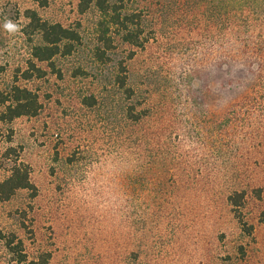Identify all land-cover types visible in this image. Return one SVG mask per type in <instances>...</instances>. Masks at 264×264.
<instances>
[{
    "label": "rangeland",
    "instance_id": "1",
    "mask_svg": "<svg viewBox=\"0 0 264 264\" xmlns=\"http://www.w3.org/2000/svg\"><path fill=\"white\" fill-rule=\"evenodd\" d=\"M108 1L141 17L145 45L133 48L118 38L111 61L100 64L94 57L100 19L95 4L81 13V0H48L45 8L34 0H0V96L17 85L37 94L42 105L36 117L11 124L0 121V182L18 161L30 168L37 188L36 196L22 192L13 203L0 204V229H12L13 218L27 209L31 212L27 224L34 233L21 236L29 256L45 249L52 252L53 264H264V223L260 224L264 203L251 195L252 188L264 189V164L255 161L264 151L240 147L233 156L239 162V176L214 183L207 196L192 192L190 202H175L174 217L167 221L172 230L164 231L162 237L144 235L142 256L135 263L131 241L140 233L133 222L141 216L148 220L150 203L142 198L129 200L146 188L148 158L141 144L120 146L125 137L142 141L148 130L156 131L164 123L173 124L170 130L178 129L173 136L178 142L180 124L186 122L190 147L185 151L196 150L199 141L206 145L210 136L221 140L223 144L216 145L224 149L218 152L209 144L207 152L232 154L241 139L239 97L233 98L239 88L233 80L239 76V64L228 76L213 65L216 57L211 46L222 29L220 18L231 9L239 11V0ZM28 9L79 32L81 42L73 54L55 59L61 75L42 64L45 78L24 79L32 48L39 42L37 37L31 41L25 32ZM121 64L127 68L128 86L136 92L134 103L153 112L143 125L131 127L127 122L131 101L116 85ZM90 96L98 101L95 107L83 101ZM226 121L234 124H223ZM229 134L230 147L224 143ZM160 138L169 139L163 133ZM9 150H15L11 157L6 155ZM242 157L253 158L249 171H242ZM231 188L249 192L248 212L257 226L253 237L243 234L227 206L224 194ZM5 259L0 249V264H9Z\"/></svg>",
    "mask_w": 264,
    "mask_h": 264
},
{
    "label": "trees",
    "instance_id": "2",
    "mask_svg": "<svg viewBox=\"0 0 264 264\" xmlns=\"http://www.w3.org/2000/svg\"><path fill=\"white\" fill-rule=\"evenodd\" d=\"M34 1L40 7L48 6V0ZM93 4L100 16L97 23L99 45L94 53L95 59L100 64H107L111 61V53L116 49L118 38L133 48L144 47V30L142 19L138 14L129 13L122 6L111 4L108 0H81V13H86ZM25 17L28 21L25 27L26 35L31 41L37 37L39 42L35 43L32 48V59L29 62V68L23 74L24 79L45 78L47 72L40 67L42 64H46L52 73L61 75V72L56 68L55 59L73 54L76 45L81 42L79 32L76 29L65 27L61 23L44 20L36 10H26ZM219 21L222 29L217 35V41L215 40L216 33L213 34L215 42L212 46L210 44L212 54L216 57L213 65L224 69L230 76L234 66L239 64V76L236 75L233 79L239 83V88H235L237 95L233 98L239 97V138L241 137V139L228 157H225L223 152L218 155L207 152L206 149H210L209 144H211V148L215 147L218 152L224 149L223 145L220 148L216 145L223 144L221 140L217 142L210 136L206 137L208 139L206 145L201 141L197 143V149L193 151L199 150V153L193 154V151H185L184 148L190 144L188 134L190 126L186 122L180 124L182 131L181 139L178 142L173 139L178 129L170 130L173 124L165 123L158 126L159 129L156 131L148 130L142 141L127 137L121 140V147L133 148V146L143 145L148 158L147 174L149 179L145 185L146 188L143 189V192L140 190L136 195H132L129 200L130 202H140L142 198V202L150 203L146 208L148 220L145 221L141 216L139 220L136 219L133 222V226L137 227V233H140V236L133 237L131 241L132 246L135 247L131 251L135 263L142 256L140 247L144 246L141 243L144 235L149 238L152 236L162 237L164 231L170 228L172 230V225L167 221L174 217L175 202H190L192 192H200V195L207 196L213 191L211 185L214 183H219L234 174L239 176V162L233 156L241 149L240 147L264 151V0H239V11L231 9L223 14ZM211 23L216 25L214 18H211ZM211 27L208 26L207 30L210 31ZM219 37L220 41H218ZM119 69L121 73L116 76V85L123 91L127 100L131 101L126 111L127 122L131 127L143 125L153 118V112L151 109L134 103L136 92L128 86L127 68L121 64ZM83 101L88 107H95L98 103L94 96L84 98ZM0 104L3 106V110L0 111V121L7 124L23 117H36L42 108L37 94L17 85L12 87L8 95L0 96ZM235 105H238V102ZM226 123L231 125L232 122L226 121L223 124ZM233 132L236 133V131ZM161 133L169 139L162 140ZM230 136L229 134L227 142L224 141V143L229 142L227 146L232 144L230 142L232 136ZM152 139L155 142L151 141ZM255 140L257 143L252 144ZM13 151L15 152V150H9L6 154L7 157H11ZM263 156L264 153L258 154L259 158L255 160L256 163L263 165ZM245 158L247 157L240 158L242 159L241 169L243 172L249 171L248 167L253 160L252 157ZM244 160H250V162L245 164ZM68 161L74 163L75 160L69 158ZM27 191L33 192L34 196L37 194L30 168L17 161L8 177L0 182V204H11L19 193ZM121 193L126 197L127 192L124 189ZM251 195L256 202L264 203L263 188H252ZM224 196L227 206L243 234L247 237L255 236L257 226L252 222L248 212L251 203L248 190L231 188L226 191ZM177 206L179 207V205ZM134 207L136 210V206ZM30 213L27 209L20 210V213L13 218L16 221H14L12 229H0V249L9 264H53L52 252L45 249L40 250L33 258L29 256L26 240L21 235L24 232L28 234V231L34 233L33 226L29 227L28 225L31 224H27L30 221ZM138 213L139 210L135 211V218H138ZM260 220V224L264 223V211L260 214ZM241 251L243 255H247L243 248Z\"/></svg>",
    "mask_w": 264,
    "mask_h": 264
}]
</instances>
